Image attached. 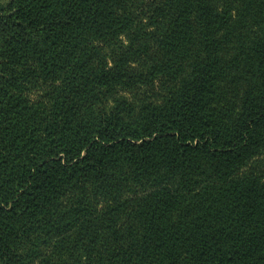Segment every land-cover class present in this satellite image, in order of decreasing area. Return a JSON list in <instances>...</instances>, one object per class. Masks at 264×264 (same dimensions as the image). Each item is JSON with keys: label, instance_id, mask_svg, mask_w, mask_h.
<instances>
[{"label": "trees", "instance_id": "trees-1", "mask_svg": "<svg viewBox=\"0 0 264 264\" xmlns=\"http://www.w3.org/2000/svg\"><path fill=\"white\" fill-rule=\"evenodd\" d=\"M0 264H264V0H0Z\"/></svg>", "mask_w": 264, "mask_h": 264}, {"label": "rangeland", "instance_id": "rangeland-1", "mask_svg": "<svg viewBox=\"0 0 264 264\" xmlns=\"http://www.w3.org/2000/svg\"><path fill=\"white\" fill-rule=\"evenodd\" d=\"M125 94V93H124ZM125 95H127V94H125Z\"/></svg>", "mask_w": 264, "mask_h": 264}]
</instances>
